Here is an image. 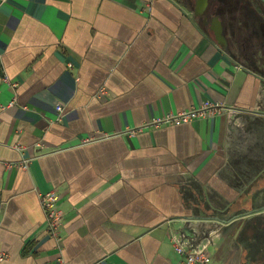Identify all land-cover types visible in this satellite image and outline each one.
<instances>
[{"label": "crops", "instance_id": "obj_1", "mask_svg": "<svg viewBox=\"0 0 264 264\" xmlns=\"http://www.w3.org/2000/svg\"><path fill=\"white\" fill-rule=\"evenodd\" d=\"M211 33L183 0H0V264H183L171 233L264 264V74Z\"/></svg>", "mask_w": 264, "mask_h": 264}, {"label": "built area", "instance_id": "obj_2", "mask_svg": "<svg viewBox=\"0 0 264 264\" xmlns=\"http://www.w3.org/2000/svg\"><path fill=\"white\" fill-rule=\"evenodd\" d=\"M6 1V0H3ZM3 80L12 85L13 88L17 87L16 82H11L9 77L5 75ZM16 97L13 98L6 106H12L15 104ZM60 112L63 110L62 105L58 104L56 107ZM224 106L221 103H202V106L198 108H190L187 110L169 112L163 116L154 117L144 125L131 127L128 129V133H136L144 131L146 128H158L162 125H182L187 124L196 119H202L203 117L213 116L224 110ZM27 162L18 163V165L25 167ZM40 202L42 209L45 211L47 232L58 242H60V231L62 227V219L64 212L58 207V195L54 190L47 191V193H40ZM171 242L173 249L180 256L181 263L183 264H211V254L208 250V244L210 240H206L200 244H189L186 241L184 235L179 233H171ZM3 259V257H1Z\"/></svg>", "mask_w": 264, "mask_h": 264}, {"label": "rangeland", "instance_id": "obj_3", "mask_svg": "<svg viewBox=\"0 0 264 264\" xmlns=\"http://www.w3.org/2000/svg\"><path fill=\"white\" fill-rule=\"evenodd\" d=\"M262 21L264 22V18ZM224 23L232 55L250 67H256L264 74V33L259 28V21L251 22L248 17L242 15V19L227 16ZM251 149L254 151V146ZM263 204L264 200L257 202V205Z\"/></svg>", "mask_w": 264, "mask_h": 264}, {"label": "flooded vegetation", "instance_id": "obj_4", "mask_svg": "<svg viewBox=\"0 0 264 264\" xmlns=\"http://www.w3.org/2000/svg\"><path fill=\"white\" fill-rule=\"evenodd\" d=\"M186 1L187 4H190L193 7V11L196 7V0H183ZM208 7L205 12L197 17L198 20L205 25L206 28L211 30V19L213 15H218L221 18L223 28L225 31V23L224 20L227 16H235L242 19V15L249 18V21L256 22L259 21V28L264 33V22L262 19L264 18V5L258 0H208ZM209 15L207 22L205 19V15ZM226 32V31H225ZM229 47L230 42L228 39Z\"/></svg>", "mask_w": 264, "mask_h": 264}, {"label": "water", "instance_id": "obj_5", "mask_svg": "<svg viewBox=\"0 0 264 264\" xmlns=\"http://www.w3.org/2000/svg\"><path fill=\"white\" fill-rule=\"evenodd\" d=\"M264 3V0H260ZM196 7L194 10V17L197 18L199 15L203 14L208 7V0H196ZM209 15H205V19H207ZM211 31L214 33V37L216 42L223 48L226 53H229L230 47L228 45V39L226 36V32L224 31L223 24L221 18L218 15H213L211 19ZM264 30V29H263Z\"/></svg>", "mask_w": 264, "mask_h": 264}, {"label": "trees", "instance_id": "obj_6", "mask_svg": "<svg viewBox=\"0 0 264 264\" xmlns=\"http://www.w3.org/2000/svg\"><path fill=\"white\" fill-rule=\"evenodd\" d=\"M258 1H260V0H258ZM260 2L264 5V3H263L262 1H260ZM211 34H212L213 39H215V37H214V33L212 32ZM229 51H230V53H231V49H230ZM251 67H252V66H251ZM251 67H250V68H251ZM252 68H253V70H257L256 67H252ZM252 68H251V69H252Z\"/></svg>", "mask_w": 264, "mask_h": 264}]
</instances>
